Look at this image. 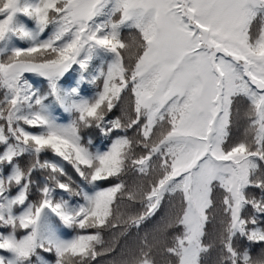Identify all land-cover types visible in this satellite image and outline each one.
<instances>
[{
	"label": "snow or ice",
	"instance_id": "snow-or-ice-1",
	"mask_svg": "<svg viewBox=\"0 0 264 264\" xmlns=\"http://www.w3.org/2000/svg\"><path fill=\"white\" fill-rule=\"evenodd\" d=\"M0 264H264V0H0Z\"/></svg>",
	"mask_w": 264,
	"mask_h": 264
}]
</instances>
